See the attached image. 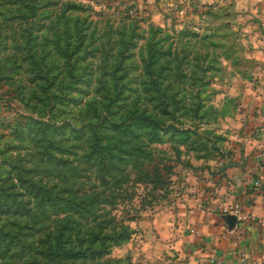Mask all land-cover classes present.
<instances>
[{
  "label": "rangeland",
  "instance_id": "1",
  "mask_svg": "<svg viewBox=\"0 0 264 264\" xmlns=\"http://www.w3.org/2000/svg\"><path fill=\"white\" fill-rule=\"evenodd\" d=\"M233 2L0 0L1 203L22 207L0 209V264H217L204 225L220 210L214 196L230 185L235 149L264 127V62L250 52L258 29ZM136 114L160 122V141L148 128L102 130L125 154L98 172L90 123ZM28 117L59 126L48 147L68 165L41 157ZM28 181L88 213L54 209ZM125 226V239L95 245L102 256L47 257L89 230Z\"/></svg>",
  "mask_w": 264,
  "mask_h": 264
},
{
  "label": "crops",
  "instance_id": "2",
  "mask_svg": "<svg viewBox=\"0 0 264 264\" xmlns=\"http://www.w3.org/2000/svg\"><path fill=\"white\" fill-rule=\"evenodd\" d=\"M234 9L242 12L241 18L249 20L257 28L254 43L250 51L257 62H264V0H234ZM255 120L263 122L264 114L259 113ZM257 134L248 138L247 143L235 149L236 166L229 169L230 185H224L214 198L228 204H237L247 215V219L238 221L232 213L212 211L205 226L202 240L210 248L208 256L222 260V264H239L241 254L249 259V264H264V127L255 129ZM241 160V161H240ZM260 180L262 186L250 184ZM248 180V181H246ZM247 182L249 184H247ZM232 217H235L233 219ZM239 226L242 232L238 247L235 245L236 231ZM202 234V231L198 229Z\"/></svg>",
  "mask_w": 264,
  "mask_h": 264
},
{
  "label": "trees",
  "instance_id": "3",
  "mask_svg": "<svg viewBox=\"0 0 264 264\" xmlns=\"http://www.w3.org/2000/svg\"><path fill=\"white\" fill-rule=\"evenodd\" d=\"M29 123L24 125V134L26 136H32L34 142L37 143H44L42 151H41V157L44 159H49L52 163L53 162H61L62 165H68V161L65 160L63 157H61L58 153L55 151H51L48 147L49 144L52 146L54 145V136L55 134H59L57 127L55 123L51 121H37L31 117H28ZM129 123H125V120H120V121H107L106 118L102 115H100L98 122H93L90 123L89 125V131L92 133V141L90 142V155L93 157H89L90 160L93 162V160H98L97 161V170L98 172H103L105 168L108 165V161H115L118 160L116 159L119 156H124L125 153L123 147H117V151L119 153H114V146L115 144L121 142V141H116L113 145L110 144L111 137L109 135H102L101 131L105 129H111L114 133H128L131 130H134V127L137 129H142V128H148L151 130L150 133V138L153 140L152 142H158L160 141V131H166L165 128L160 124L158 120L155 118H152L148 115L145 114H136L128 119ZM66 125V124H65ZM65 125H61L62 130L64 129ZM72 128L71 131H68V133H77L76 129L74 128V124H68ZM65 130V129H64ZM60 131V130H59ZM133 132V131H131ZM20 135V133H19ZM64 131L61 136H65ZM136 135V134H135ZM123 142V141H122ZM56 147H54V150ZM46 154V155H45ZM5 164V163H3ZM14 168L17 167V165H12ZM1 167V166H0ZM22 168V167H20ZM108 170V169H106ZM19 179L26 180L24 176L21 174V171H19L18 175ZM27 187L29 188L30 193H34L36 197H39L42 202L45 204H50L54 209L59 210L61 206H63L64 209L69 210L73 213L77 214H84L87 211L83 210V207L79 205V203H76L69 197L65 196H58L54 195L53 191L49 188H47L46 185H40L39 181H28ZM2 188L0 187V209L4 210L6 207V210L8 213L10 210H13L14 212L18 213V210H22L21 204L20 203H10L9 201H6V205L1 203V199L5 197L2 195ZM7 198V197H6ZM43 203V204H44ZM88 203V202H86ZM5 206L4 208L2 207ZM41 207V206H40ZM25 208V207H24ZM43 208V207H42ZM77 208H80L79 210ZM78 210V211H77ZM88 213V212H87ZM128 235V227H122L120 231L117 229H113L111 233H106L101 235V232H97L96 230L92 229L87 232L88 240L87 242L83 240L82 245L78 246H70L67 247L64 244H57L54 247H51L48 249L47 257L50 259L57 258V257H66V258H82V257H88V256H93V257H99L104 254L103 247L98 246L96 247L95 245L99 242L101 245L105 244L108 240L110 242H113L114 240H123L127 237ZM106 246V244H105Z\"/></svg>",
  "mask_w": 264,
  "mask_h": 264
},
{
  "label": "built area",
  "instance_id": "4",
  "mask_svg": "<svg viewBox=\"0 0 264 264\" xmlns=\"http://www.w3.org/2000/svg\"><path fill=\"white\" fill-rule=\"evenodd\" d=\"M248 181V180H247ZM250 184H253V185H255V186H262V184H263V182L262 181H260V180H255V181H252L251 179H250ZM247 184H249L248 182H247ZM220 211L222 212V213H232V214H234L236 217H237V220L238 221H243V220H246L247 219V215L242 211V209L240 208V206L239 205H237V204H235V205H233V204H228V203H226V202H223L221 205H220ZM239 228V226L237 225H235L233 228H232V232L233 231H236L235 233H234V235H235V241H234V243H235V245L238 247V245H239V242H240V238H241V231L238 229ZM213 262H215V263H217V264H222V260H220V259H218V258H212L211 259ZM239 264H249V259H248V257L246 256V255H244V254H241V257H240V261H239Z\"/></svg>",
  "mask_w": 264,
  "mask_h": 264
},
{
  "label": "water",
  "instance_id": "5",
  "mask_svg": "<svg viewBox=\"0 0 264 264\" xmlns=\"http://www.w3.org/2000/svg\"><path fill=\"white\" fill-rule=\"evenodd\" d=\"M233 219H235V217H232Z\"/></svg>",
  "mask_w": 264,
  "mask_h": 264
}]
</instances>
